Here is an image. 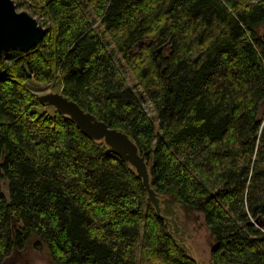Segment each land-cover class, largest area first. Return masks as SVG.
Returning <instances> with one entry per match:
<instances>
[{"label": "trees", "instance_id": "1", "mask_svg": "<svg viewBox=\"0 0 264 264\" xmlns=\"http://www.w3.org/2000/svg\"><path fill=\"white\" fill-rule=\"evenodd\" d=\"M33 3L45 36L0 60V264L28 247L53 264H198L175 206L202 216L211 264H264V0ZM30 82L131 139L173 238L134 168Z\"/></svg>", "mask_w": 264, "mask_h": 264}, {"label": "water", "instance_id": "2", "mask_svg": "<svg viewBox=\"0 0 264 264\" xmlns=\"http://www.w3.org/2000/svg\"><path fill=\"white\" fill-rule=\"evenodd\" d=\"M45 34L46 29L39 25L35 18L26 12L16 11L12 0H0V60L10 51L27 53L41 42ZM262 36L264 39V33ZM165 46L159 47L156 53L158 54ZM39 102L57 109L59 113L68 117L83 135L94 141H103L122 162L134 168L147 194L146 201L153 206L156 217L164 222L168 227L169 236L173 238L172 226L161 214L159 198L150 187L149 176L153 175V169L147 168L145 158L139 155L131 139L122 131L109 128L95 115L85 112L61 93H45L39 96ZM255 225L261 228L259 222L255 221Z\"/></svg>", "mask_w": 264, "mask_h": 264}, {"label": "rangeland", "instance_id": "3", "mask_svg": "<svg viewBox=\"0 0 264 264\" xmlns=\"http://www.w3.org/2000/svg\"><path fill=\"white\" fill-rule=\"evenodd\" d=\"M12 1L14 2L16 11L26 12L35 18L37 22H40L41 19L35 15L32 9L34 8L33 0ZM259 33L261 34L262 31H259ZM105 40H107V38H105ZM162 52L164 54L166 50ZM114 57L117 59L118 55L115 53ZM122 72L128 84L133 87L135 91H138L139 88L135 86L136 83L131 72L128 69H122ZM28 86L34 94L39 96L50 92L49 87L44 85L39 86L30 82ZM143 107L149 116H153L154 113L148 101L144 102ZM3 191L5 193L7 192L5 184H3ZM172 212L178 230L176 238L182 242L186 250L198 264H211L210 250L213 243L202 216L195 214L193 218V216H188L183 209L176 206L173 207ZM13 259L14 264H53L47 252L44 250L39 252L31 247L26 248L19 254L16 253Z\"/></svg>", "mask_w": 264, "mask_h": 264}, {"label": "flooded vegetation", "instance_id": "4", "mask_svg": "<svg viewBox=\"0 0 264 264\" xmlns=\"http://www.w3.org/2000/svg\"><path fill=\"white\" fill-rule=\"evenodd\" d=\"M161 47H162V46H161ZM157 49H158V48H157ZM157 49H156V50H157ZM166 49H167V45H166V46H165L160 52H162L163 50H166ZM156 50H155V52H157ZM160 52H159V53H160ZM159 53H158V54L156 53V56L159 55ZM159 66H160V65H159Z\"/></svg>", "mask_w": 264, "mask_h": 264}]
</instances>
